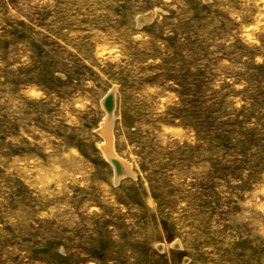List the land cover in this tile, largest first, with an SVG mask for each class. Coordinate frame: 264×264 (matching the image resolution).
Wrapping results in <instances>:
<instances>
[{
	"label": "rangeland",
	"instance_id": "obj_1",
	"mask_svg": "<svg viewBox=\"0 0 264 264\" xmlns=\"http://www.w3.org/2000/svg\"><path fill=\"white\" fill-rule=\"evenodd\" d=\"M0 264H264V0H0Z\"/></svg>",
	"mask_w": 264,
	"mask_h": 264
},
{
	"label": "bare ground",
	"instance_id": "obj_2",
	"mask_svg": "<svg viewBox=\"0 0 264 264\" xmlns=\"http://www.w3.org/2000/svg\"><path fill=\"white\" fill-rule=\"evenodd\" d=\"M149 17H150V15H143V16H140L139 19L144 20V19H147ZM110 95H107V97L105 98V103L109 102L108 103L109 107H111V105H112V95L111 96ZM104 119H105V122L99 130L102 131L103 134L105 135V138H106L107 143L109 145V146H107L108 148L106 149V156L110 160V162L114 165L116 179H119L123 174L131 173V170L129 169V166H127L123 160H121L118 156H116L111 149V125L113 122L112 112L107 111L106 118H104ZM117 167L120 169V173H117V169H116Z\"/></svg>",
	"mask_w": 264,
	"mask_h": 264
},
{
	"label": "water",
	"instance_id": "obj_3",
	"mask_svg": "<svg viewBox=\"0 0 264 264\" xmlns=\"http://www.w3.org/2000/svg\"><path fill=\"white\" fill-rule=\"evenodd\" d=\"M108 103H109V102H106V103H105V106H106V107L108 106ZM108 107H109V106H108ZM108 107H107V108H108ZM108 109L110 110L111 107H109ZM116 169H117V173H120V169H119L118 167H117Z\"/></svg>",
	"mask_w": 264,
	"mask_h": 264
}]
</instances>
